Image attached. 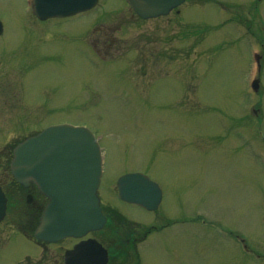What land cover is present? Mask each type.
<instances>
[{
  "label": "rangeland",
  "instance_id": "374dc122",
  "mask_svg": "<svg viewBox=\"0 0 264 264\" xmlns=\"http://www.w3.org/2000/svg\"><path fill=\"white\" fill-rule=\"evenodd\" d=\"M0 20V179L11 196L19 192L8 172L19 141L49 123L85 126L102 139L99 192L112 219L172 222L140 249L141 225L91 237L116 254L135 242L131 255L138 249L140 264H264V162L251 155L264 152V140L247 145L243 138L245 147L236 138L251 50L264 45V0H188L179 12L146 21L124 0H99L63 23L39 21L26 0H0ZM255 121L248 133L264 131ZM136 171L163 191L157 214L115 192L120 177ZM19 195L0 224V264H62L72 243L42 249L24 237L28 207ZM212 223L243 237L261 259L238 253ZM127 256H113L112 264Z\"/></svg>",
  "mask_w": 264,
  "mask_h": 264
},
{
  "label": "water",
  "instance_id": "95a60500",
  "mask_svg": "<svg viewBox=\"0 0 264 264\" xmlns=\"http://www.w3.org/2000/svg\"><path fill=\"white\" fill-rule=\"evenodd\" d=\"M185 0H127L142 18L167 15ZM97 0H46L41 8L50 7L47 15L70 16L87 10ZM40 8V9H41ZM42 10V9H41ZM12 174L24 185L41 182L50 202L36 233L38 239L58 242L65 237H82L103 227V217L96 191L99 186L101 160L97 146L84 129L69 126L50 127L30 137L14 150ZM120 197L149 209H156L161 191L149 178L128 175L119 182ZM6 209V199L0 188V221ZM83 245H92L97 253L88 254ZM68 252V264H106V252L93 241L84 242ZM92 246L88 248L94 249Z\"/></svg>",
  "mask_w": 264,
  "mask_h": 264
},
{
  "label": "flooded vegetation",
  "instance_id": "af4514ba",
  "mask_svg": "<svg viewBox=\"0 0 264 264\" xmlns=\"http://www.w3.org/2000/svg\"><path fill=\"white\" fill-rule=\"evenodd\" d=\"M31 191H35V192H37V188H35L34 186H32L31 187V189H30V192ZM33 193V192H32ZM38 193V192H37ZM42 198H41V196L39 195V194H37V195H35L34 196V198H33V203L35 204V205H41L42 204V200H41Z\"/></svg>",
  "mask_w": 264,
  "mask_h": 264
}]
</instances>
